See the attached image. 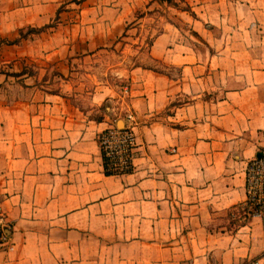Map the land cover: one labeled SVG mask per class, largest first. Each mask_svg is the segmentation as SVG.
I'll list each match as a JSON object with an SVG mask.
<instances>
[{
    "label": "crops",
    "instance_id": "obj_1",
    "mask_svg": "<svg viewBox=\"0 0 264 264\" xmlns=\"http://www.w3.org/2000/svg\"><path fill=\"white\" fill-rule=\"evenodd\" d=\"M175 1L189 10L82 0L73 22L74 0H0V264H264V216L241 210L264 153V0ZM164 6L157 65L117 55L103 75L125 94L96 79L133 14ZM128 113L134 169L107 174L98 134Z\"/></svg>",
    "mask_w": 264,
    "mask_h": 264
},
{
    "label": "built area",
    "instance_id": "obj_2",
    "mask_svg": "<svg viewBox=\"0 0 264 264\" xmlns=\"http://www.w3.org/2000/svg\"><path fill=\"white\" fill-rule=\"evenodd\" d=\"M125 119L129 124H124L122 128L114 123L98 134L104 169L110 172L109 174L121 175L132 172L134 169L136 137L130 124L134 121V116L128 113ZM245 177L246 199L241 204V210L248 217H262L264 216V153L249 160ZM10 228L11 224L0 200V249L13 248ZM245 264H257V261L248 260Z\"/></svg>",
    "mask_w": 264,
    "mask_h": 264
},
{
    "label": "rangeland",
    "instance_id": "obj_3",
    "mask_svg": "<svg viewBox=\"0 0 264 264\" xmlns=\"http://www.w3.org/2000/svg\"><path fill=\"white\" fill-rule=\"evenodd\" d=\"M161 3L164 1L158 0ZM82 3V0H74V9L76 11V13L72 14L71 18H74L73 22H79L81 19L80 17L78 18V5L77 4ZM164 4L166 5H171L167 2H165ZM177 5L181 8H186V6L180 4V2H177ZM60 9V8H59ZM159 11V12H158ZM157 12H148L147 16L145 14V10L143 11V13H141L140 11H137L136 13L133 14L131 23L135 22L134 25L130 24L127 25L126 28L131 27L130 31H128V33H123L124 35H121V41L123 44H118L116 47L114 46H109L105 49H107L108 53H110L111 55H109L110 58H107L106 56H104L103 61L101 62V67L100 70L98 72V77L96 79L101 80L102 78L107 77L108 81L111 83H117V85H119L121 87L122 92L125 94L127 93V88H128V82L127 81H123L121 82L119 80V78L117 76H112L110 75V73H108L106 76L103 75V72L105 70V68H108L114 61L115 63V58H117V55H119L120 53H124V54H128L129 55V61L128 64H138V65H146V66H156L157 64L153 61H151L149 59V57L147 56V47L151 41V38L159 31L160 29V24L162 22V19L160 15H166L165 17L169 18L171 20H174V16L172 15V13L169 11V9H167L165 6L162 8H159ZM167 14H171L170 16ZM57 17L58 14H55V22L57 21ZM90 18V16H85V19ZM95 17V16H94ZM77 20V21H75ZM138 20V22H136ZM45 28H28L26 32L29 33H37L40 30H44ZM79 30H81V27L79 26L78 28V34ZM81 35L85 36L86 32H83ZM26 36L22 31L20 32V35L13 40V42L18 41L21 37ZM61 40V39H60ZM12 42V41H11ZM60 47L63 48L64 45H55V50L59 49ZM76 48H78L81 51H85L86 46H82V45H76ZM125 49V50H124ZM124 50V51H123ZM62 52V50H60ZM78 51V50H77ZM105 53V52H104ZM105 53V54H108ZM130 60H132V62H130ZM108 61V63H107ZM97 64L100 65L99 61H97ZM109 72V71H108ZM102 73V74H100ZM89 78V77H88ZM126 88V91H125ZM119 124H117V126L119 128H122L123 126V122L120 120L118 122Z\"/></svg>",
    "mask_w": 264,
    "mask_h": 264
},
{
    "label": "trees",
    "instance_id": "obj_4",
    "mask_svg": "<svg viewBox=\"0 0 264 264\" xmlns=\"http://www.w3.org/2000/svg\"><path fill=\"white\" fill-rule=\"evenodd\" d=\"M161 1H164V2H167V3H169V4H171V5H174V6H177V3H176V1L175 0H161ZM185 10H189V7L188 6H186V8H184ZM107 174H109L110 172H108V171H105Z\"/></svg>",
    "mask_w": 264,
    "mask_h": 264
},
{
    "label": "water",
    "instance_id": "obj_5",
    "mask_svg": "<svg viewBox=\"0 0 264 264\" xmlns=\"http://www.w3.org/2000/svg\"><path fill=\"white\" fill-rule=\"evenodd\" d=\"M119 122V121H118ZM119 124V123H118Z\"/></svg>",
    "mask_w": 264,
    "mask_h": 264
}]
</instances>
